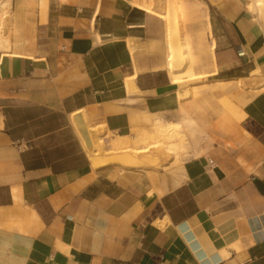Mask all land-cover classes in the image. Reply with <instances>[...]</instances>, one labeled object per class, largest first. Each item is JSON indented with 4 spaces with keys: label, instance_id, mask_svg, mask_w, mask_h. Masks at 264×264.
<instances>
[{
    "label": "crops",
    "instance_id": "obj_1",
    "mask_svg": "<svg viewBox=\"0 0 264 264\" xmlns=\"http://www.w3.org/2000/svg\"><path fill=\"white\" fill-rule=\"evenodd\" d=\"M202 1L181 87L158 0H0V264H264V3ZM159 121L194 152L94 167Z\"/></svg>",
    "mask_w": 264,
    "mask_h": 264
},
{
    "label": "rangeland",
    "instance_id": "obj_2",
    "mask_svg": "<svg viewBox=\"0 0 264 264\" xmlns=\"http://www.w3.org/2000/svg\"><path fill=\"white\" fill-rule=\"evenodd\" d=\"M158 2L161 4L159 11L164 14L168 22V34L175 50V54L172 58L174 61L172 65L175 72L178 73L180 86L186 87L189 84L200 83L206 75L203 74L202 70L194 69V67H199L202 63L207 61V53L202 55L197 52L200 51L202 45L198 36L205 31L204 24L207 18L206 15L201 11L200 7L193 2L186 0H158ZM262 6L263 4H258L254 7V9L256 10L257 8H262ZM191 26L192 30L188 32L187 28ZM176 46L178 50L177 53ZM184 49H186L188 53H184ZM185 64H187L189 68L184 70L181 69L180 65ZM248 83H252V87L250 88L251 91H258L264 87V76L261 77L260 83L254 82L253 80L248 81ZM153 131L155 133L151 135L149 134L150 132H145L124 139V141L122 140L124 145H128L133 149L144 147L153 148L154 151L146 157V161H141V159H139V164L131 165L124 164L122 160L118 161L114 157V152H117L120 149L110 151L105 150L110 147L111 141L114 140L113 138L108 137V139L102 138L103 141L100 144L98 139L96 141V147L92 149L93 152H99L96 159L90 155L94 167H99L105 163H117L121 165L122 168H143L147 165L168 162L175 159L178 152H187L184 146L187 141L190 142L194 152L195 147L193 142H195V138L199 134V132L195 129L191 135H188L184 125H180L178 123H164L162 121L157 122V124L153 127ZM140 141H142L144 146L138 147V142Z\"/></svg>",
    "mask_w": 264,
    "mask_h": 264
},
{
    "label": "bare ground",
    "instance_id": "obj_3",
    "mask_svg": "<svg viewBox=\"0 0 264 264\" xmlns=\"http://www.w3.org/2000/svg\"><path fill=\"white\" fill-rule=\"evenodd\" d=\"M264 0H252L251 2V7L252 9H254V7L258 4H263ZM198 7H202L204 6V3L202 0H199V4H197ZM158 6L153 4L150 7V11H153L157 8ZM7 35H3L2 32H0V46H4V44L8 43L7 42V37H8V32H6ZM9 38V37H8ZM168 54H169V58L172 60L174 54H175V50H174V45L173 43L170 44L169 46V50H168ZM213 55V53H211L209 56ZM170 70L173 72L174 67L172 65V63H170ZM174 74V73H172ZM176 74V73H175ZM262 75L259 73H254L253 75H251L250 80H253L254 82L260 83V79H261ZM173 81L176 83H180V79L178 74L173 76ZM259 81V82H258ZM262 82V81H261ZM102 143V140H99V144ZM153 148L150 147H144V148H138V149H133L131 147H129L128 145H123L120 150H118L117 152H114V157L118 160L121 161L126 164V165H131V164H139V159H141V161H146V157L148 155H150L153 152ZM90 155L96 159L97 156L99 155V152H93V151H89ZM112 160V159H111Z\"/></svg>",
    "mask_w": 264,
    "mask_h": 264
}]
</instances>
